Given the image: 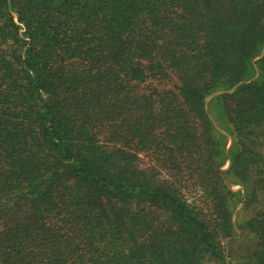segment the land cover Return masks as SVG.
Returning a JSON list of instances; mask_svg holds the SVG:
<instances>
[{
	"label": "trees",
	"instance_id": "trees-1",
	"mask_svg": "<svg viewBox=\"0 0 264 264\" xmlns=\"http://www.w3.org/2000/svg\"><path fill=\"white\" fill-rule=\"evenodd\" d=\"M240 203L264 264V0H0V264H226Z\"/></svg>",
	"mask_w": 264,
	"mask_h": 264
},
{
	"label": "rangeland",
	"instance_id": "rangeland-1",
	"mask_svg": "<svg viewBox=\"0 0 264 264\" xmlns=\"http://www.w3.org/2000/svg\"><path fill=\"white\" fill-rule=\"evenodd\" d=\"M211 96L207 98V104L214 98ZM221 130V129H220ZM223 133V132H222ZM224 134V133H223ZM225 135V134H224ZM232 139L226 136V150L228 151L231 147ZM230 166V162H226L222 166V170L226 171ZM229 189L231 191H241L244 192L243 187L239 185H230ZM243 203H240L233 213V224L235 236L228 239L224 243V251L226 257V264H249L248 261L252 258L253 253V239L251 235L248 234L246 228L244 227L245 222L248 219V215L241 211Z\"/></svg>",
	"mask_w": 264,
	"mask_h": 264
}]
</instances>
